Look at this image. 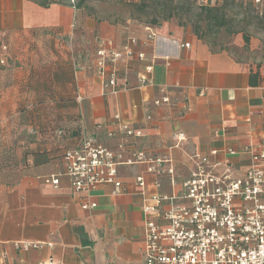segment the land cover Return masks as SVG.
<instances>
[{
    "label": "crops",
    "instance_id": "obj_1",
    "mask_svg": "<svg viewBox=\"0 0 264 264\" xmlns=\"http://www.w3.org/2000/svg\"><path fill=\"white\" fill-rule=\"evenodd\" d=\"M39 2L0 0V40L15 62L0 66V264L51 258L63 264H145L146 215L136 178L145 176L151 194L182 195L196 168L193 156L216 150L215 161H227L235 176H244L253 164L245 147L257 149L264 140V83H251L259 68L180 27L148 32L146 25L91 21L67 0ZM129 31L140 39L134 51L146 58L121 64L120 77L133 88L108 96L94 64L96 37L113 39L120 48ZM153 32L160 42L149 40ZM186 43L190 47L181 48ZM151 64L154 84L135 87ZM165 95L169 106L154 105ZM119 124L142 137H127ZM53 127L68 136L50 139ZM83 133L121 155L126 193L113 195L112 186H100L95 211L82 209L62 160L66 149L80 146ZM176 133L186 141L178 145ZM142 153L145 162L128 163ZM157 158L170 161L172 176L148 173ZM54 175L58 186L46 182ZM22 241L54 248L22 252L14 247Z\"/></svg>",
    "mask_w": 264,
    "mask_h": 264
},
{
    "label": "built area",
    "instance_id": "obj_2",
    "mask_svg": "<svg viewBox=\"0 0 264 264\" xmlns=\"http://www.w3.org/2000/svg\"><path fill=\"white\" fill-rule=\"evenodd\" d=\"M69 1L76 6V0ZM145 30L149 32L152 28L145 26ZM139 40L135 33L129 31L124 45L115 48L113 39L96 37L94 64L97 74L103 78L106 95L133 88L126 78L120 77V67L134 58L145 60V53L137 54L133 48ZM149 40L158 43L162 39L153 32ZM180 46L190 47L188 43ZM0 50V64L6 66L10 56L9 44L2 41ZM152 72L153 64L145 68L135 87L152 86ZM170 103L171 98L165 95L156 99L154 105L169 106ZM119 127L129 138L142 137V132L129 124H119ZM174 135L178 145L186 141L184 134ZM245 148L251 152L253 164L241 177L235 176L232 165L227 161L214 160L218 150L210 155L195 154L196 168L184 184L182 195L151 194L145 176L136 178L143 201L142 210L146 215L145 264H264V140L257 149ZM228 153L235 154L236 150L230 149ZM135 159L128 163L146 161L143 153L136 155ZM169 164L168 159L157 158L149 162L147 171L172 176L175 170L173 166L168 167ZM119 165L121 155L87 133H83L79 147L68 150L64 159L65 174L72 190L82 196L84 211L97 209L94 195L100 186H112L113 195L126 193L119 178ZM46 182L55 186L60 184L56 175L48 177ZM155 186L158 188L159 183ZM14 247L27 252L44 247L53 249L54 244L22 241L15 242ZM43 264L63 263L51 258Z\"/></svg>",
    "mask_w": 264,
    "mask_h": 264
},
{
    "label": "rangeland",
    "instance_id": "obj_3",
    "mask_svg": "<svg viewBox=\"0 0 264 264\" xmlns=\"http://www.w3.org/2000/svg\"><path fill=\"white\" fill-rule=\"evenodd\" d=\"M41 1V0H38ZM53 1V0H50ZM60 1V0H56ZM83 1V2H82ZM82 2V4H81ZM76 0L86 19L156 28L180 27L215 50H227L264 74V0ZM221 8L216 22L205 7ZM173 15L168 19V15ZM221 25V26H219ZM249 38V42L245 41ZM11 58V57H9ZM10 61V60H9ZM12 62L10 61L9 64Z\"/></svg>",
    "mask_w": 264,
    "mask_h": 264
},
{
    "label": "trees",
    "instance_id": "obj_4",
    "mask_svg": "<svg viewBox=\"0 0 264 264\" xmlns=\"http://www.w3.org/2000/svg\"><path fill=\"white\" fill-rule=\"evenodd\" d=\"M67 1H69V0H67ZM156 1L158 3H161L162 0H156ZM169 1L172 2V3H174L173 0H169ZM57 2L58 1H56V0H53V1H50V0H41L39 3L41 5H43V6H48L51 3H57ZM82 2H81V4H82ZM81 4H76V5L78 6V8H81V6H82ZM204 10L206 12H208L207 15H211L216 20L217 23L218 22H223L224 17L221 14V8H218L217 6H212V7H205ZM172 16L173 15L169 14L167 20L173 18ZM219 26H221V25H219ZM245 41L246 42H249V38L248 37H245ZM1 42H2V40H0V45H1ZM61 43H63V40L61 41ZM66 44H67V42H66ZM0 54H1V52H0ZM9 60L12 62L11 58H9L6 66H2L1 64H0V66L7 67L9 65L8 68H11L12 67L11 65H13L15 62L14 63L12 62L11 64H9L10 63ZM251 74H252V76H251V79H252L251 83H253V85H258L259 83H264V74H263V72H262V70L260 68L255 73L252 72ZM47 131L50 132V133H48L50 139H53V138L54 139H63L65 137H67L68 136V133H69L66 130H64L63 128H58V127H53V129H51V130L49 129ZM69 149H71V148H68V149L65 150V152L63 154V157H62V160L63 161H64L65 156L67 155V152H68Z\"/></svg>",
    "mask_w": 264,
    "mask_h": 264
}]
</instances>
